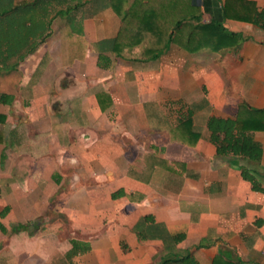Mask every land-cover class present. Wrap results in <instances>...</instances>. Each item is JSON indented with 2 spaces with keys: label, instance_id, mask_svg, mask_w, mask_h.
<instances>
[{
  "label": "crops",
  "instance_id": "obj_1",
  "mask_svg": "<svg viewBox=\"0 0 264 264\" xmlns=\"http://www.w3.org/2000/svg\"><path fill=\"white\" fill-rule=\"evenodd\" d=\"M195 1L209 23L225 0ZM103 6L80 19L81 32L72 26L80 36L45 45L53 25L34 53L0 70V95L14 98L0 102V264H124L121 244L136 253L130 264H149L123 228V203L131 218L153 219L149 235L160 239L150 264L168 254L264 264V192L249 179L264 187V132L253 134L263 150L256 164L220 154L208 128L211 117L234 119L242 103L264 108V29L226 21L245 37L239 51L172 44L145 60L146 41L100 60L97 43L115 37L121 21ZM188 115L192 128L180 127Z\"/></svg>",
  "mask_w": 264,
  "mask_h": 264
},
{
  "label": "trees",
  "instance_id": "obj_2",
  "mask_svg": "<svg viewBox=\"0 0 264 264\" xmlns=\"http://www.w3.org/2000/svg\"><path fill=\"white\" fill-rule=\"evenodd\" d=\"M87 5L92 9L84 11ZM101 5L109 6L121 21L115 37L97 43L100 60L106 53L121 57L126 49L141 47L146 41L142 53L145 60L158 59L172 44L191 53L205 49L239 51L245 37L230 31L225 26L226 21L264 29V7L260 8L256 0H225L220 17L213 18L209 23H202L200 8L195 0H0V69L15 68L17 61L22 60L38 42H44L50 35L56 19L66 20L75 28L77 17L82 20L94 16ZM79 30L77 28L81 32ZM13 99L8 94L0 95L3 104L9 105ZM5 121L6 116L0 114V125ZM182 125L192 128L190 115L180 122V127ZM208 128L211 132L210 140L218 146L220 154L247 157L260 164L263 150L253 134L264 132V108L242 103L234 119L211 117ZM191 132L196 136L192 129ZM4 139L0 129V143ZM251 176L249 174L252 189L264 192V187ZM144 219L153 221L151 217ZM150 231L151 227L148 236ZM158 235L164 239L163 235ZM172 239L179 243L183 235H176ZM160 264L200 262L191 254H168ZM212 264L240 263L220 254L215 256Z\"/></svg>",
  "mask_w": 264,
  "mask_h": 264
},
{
  "label": "rangeland",
  "instance_id": "obj_3",
  "mask_svg": "<svg viewBox=\"0 0 264 264\" xmlns=\"http://www.w3.org/2000/svg\"><path fill=\"white\" fill-rule=\"evenodd\" d=\"M80 14H78L77 16H79ZM77 23L75 24V28L80 27V18L77 17ZM79 23V24H78ZM53 30H52V34L48 37V41H45V45H47L50 42L56 41V40H64L66 38L67 35H69V33L73 36L76 35L74 37H78L80 36L77 32L74 31V29L72 28V25L67 23L66 20H63L61 18H58L54 21L53 23ZM64 46V45H63ZM39 45H37L34 49V51H32L31 53H29V55H31L32 53H34L37 49H38ZM65 47V46H64ZM145 48V46L143 47ZM43 52V51H42ZM205 52V51H203ZM206 52H212V50H207ZM213 53V52H212ZM39 54V53H38ZM40 55V54H39ZM207 67V66H205ZM2 70V69H0ZM13 73L15 78H18V74L16 73V71L13 69ZM162 73V72H161ZM208 84L211 83L212 84H216L217 81L214 78V75H210L208 74ZM15 78H11L14 82V85L16 86V88L18 89V82L14 81ZM43 80V78H41ZM1 78H0V82H1ZM19 81L23 80V77L20 76V78H18ZM1 84V83H0ZM44 102V97L40 96L38 97V109L41 106V103ZM45 163L47 164H51L50 161L46 160ZM108 192L110 193V190H108ZM108 200L105 201V203H107ZM113 206H109L108 210H112ZM128 206L126 204L123 203V205L120 207V212H121V216L123 219H126L125 223L123 222V228L125 229L126 232L129 233V231L131 232L130 234V238H131V243L133 246H136V250L137 249H145V256L148 258V263L150 264L151 260L154 259L155 261H157V254H156V248L153 247V241L158 240V238H151L150 236H148V220L145 221L142 220L143 218L148 217V215H139V214H134L133 218H131V216L128 215ZM94 211V210H93ZM108 216V212L106 210V213L104 214V219H107ZM112 217L110 216L109 219H111ZM131 218V219H130ZM149 218V217H148ZM109 224L106 225L105 223V227L106 229L104 230V232L107 234V236H109L110 234H115L114 233V228H116L115 226L112 225V221H108ZM97 223V228H99L102 224L100 221H95V224ZM94 224V225H95ZM126 224V225H125ZM129 226H132V230L129 229ZM145 231V233H144ZM139 233L143 234L141 236H139ZM120 251H121V255H122V260L124 264H130V258L135 256V252L133 250H127L128 248L126 246H124L123 244H121V246L119 247ZM148 252V253H147ZM98 256H102V253L99 251L98 252Z\"/></svg>",
  "mask_w": 264,
  "mask_h": 264
}]
</instances>
